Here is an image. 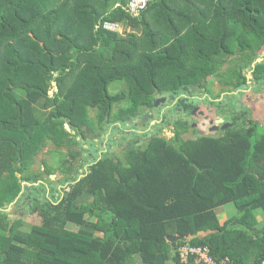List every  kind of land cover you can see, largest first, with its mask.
<instances>
[{
	"label": "trees",
	"instance_id": "1",
	"mask_svg": "<svg viewBox=\"0 0 264 264\" xmlns=\"http://www.w3.org/2000/svg\"><path fill=\"white\" fill-rule=\"evenodd\" d=\"M129 1L0 0V264H203L183 262V245L206 246L228 264H262L264 126L254 123L219 136L146 135L125 162L103 158L58 210L19 231L33 210L32 156L45 141L65 142L63 124L98 106L118 131L158 108L156 92L178 97L211 77L226 82L260 58L264 0H149L137 15ZM102 22L135 30L112 33ZM224 29L247 31L225 39ZM253 74L264 80V60ZM14 203L23 207L11 220L5 209ZM229 204L237 215L221 226L217 209ZM201 231L211 233L167 240Z\"/></svg>",
	"mask_w": 264,
	"mask_h": 264
},
{
	"label": "flooded vegetation",
	"instance_id": "2",
	"mask_svg": "<svg viewBox=\"0 0 264 264\" xmlns=\"http://www.w3.org/2000/svg\"><path fill=\"white\" fill-rule=\"evenodd\" d=\"M246 31L224 29L223 36L230 39L226 36ZM234 39L239 40L240 37ZM261 51L259 59L263 61L264 47ZM234 56L238 57V53ZM231 60L232 56H229L228 61ZM258 60L241 77L230 78L226 82L221 78H209L190 88H183L184 93L173 97L171 104H168L170 97H166L168 101L158 108H143L141 116L129 120L118 131L114 123L109 122L108 115L104 122L101 121L104 107L100 109L98 106L89 107L85 118L80 115L72 126L59 123L64 125L63 129L69 136L65 142L45 141L32 156L29 165L31 180L27 185L31 196L28 206L30 209L33 207L32 212L36 215L45 210H58L67 194L72 192V187L88 176L99 161L111 158L125 162L127 149L142 148L146 135L151 138L157 134L168 140L178 136L191 139L196 135L219 136L234 126L248 129L256 125L263 127L264 80L260 79V75L253 74ZM232 83H243V86L234 90ZM155 95L156 100L163 98L157 96V92ZM221 119L223 122H219ZM60 128L58 125L57 129Z\"/></svg>",
	"mask_w": 264,
	"mask_h": 264
},
{
	"label": "built area",
	"instance_id": "3",
	"mask_svg": "<svg viewBox=\"0 0 264 264\" xmlns=\"http://www.w3.org/2000/svg\"><path fill=\"white\" fill-rule=\"evenodd\" d=\"M148 1L149 0H130L127 9H129L132 14L137 15L138 12L147 8ZM98 29L119 34H122L120 31L123 29L126 31V27L124 25L114 22H102L99 24ZM178 252L183 262L188 261L190 257H196L203 264H228L229 262L228 259L223 261L216 260L211 255L210 249L206 246L196 247L183 245L179 248ZM262 264H264V260Z\"/></svg>",
	"mask_w": 264,
	"mask_h": 264
},
{
	"label": "rangeland",
	"instance_id": "4",
	"mask_svg": "<svg viewBox=\"0 0 264 264\" xmlns=\"http://www.w3.org/2000/svg\"><path fill=\"white\" fill-rule=\"evenodd\" d=\"M132 30H135V29L132 27L126 28V31H124V29H123L120 31V33L125 35V32H130ZM211 79H213V77H211ZM51 95H53V90H51ZM127 129H130V127ZM211 134H214V133H211ZM195 137H198V135H196ZM227 206L228 207L226 208V211L225 210L224 211L219 210V212H218L220 214V217L222 218L221 219L222 222L225 220V218L227 219L223 222V225L226 224L228 219L235 217L237 215L236 206H234L233 204H229ZM22 207H23V203H22V205H20V207H16V205L14 203V204L10 205L8 208H6L5 212L9 213L8 216L11 220H14V219L20 217L19 216V209H21ZM24 212H25V210H24ZM224 212H226V216H225ZM231 212H233V213H231ZM222 213H223V215H222ZM10 215H12V216H10ZM17 224H18L19 231H21L23 233H28L29 231H31L33 229L34 226L38 227L41 224V218H40V215H36V214H34V212H28V213L23 215L22 220L19 221Z\"/></svg>",
	"mask_w": 264,
	"mask_h": 264
},
{
	"label": "water",
	"instance_id": "5",
	"mask_svg": "<svg viewBox=\"0 0 264 264\" xmlns=\"http://www.w3.org/2000/svg\"><path fill=\"white\" fill-rule=\"evenodd\" d=\"M261 61H262V59L258 60V62H261ZM170 99L173 100L174 98L170 97ZM166 101H167V98H165V97L159 98L155 103V107H159L161 104H164ZM219 122H223V120L221 119ZM130 124H132V121L130 122ZM132 149H134V147H132ZM10 216H12V215H10ZM209 233H211V231H209V232L201 231L200 233H198L196 235L187 234L186 236H180L177 234L168 235L167 240L169 243H172V244L178 243V242L190 243L194 239H202L203 237L207 236Z\"/></svg>",
	"mask_w": 264,
	"mask_h": 264
},
{
	"label": "crops",
	"instance_id": "6",
	"mask_svg": "<svg viewBox=\"0 0 264 264\" xmlns=\"http://www.w3.org/2000/svg\"><path fill=\"white\" fill-rule=\"evenodd\" d=\"M177 5H179V4H177ZM188 5H191L190 3H188ZM192 9H193V13H194V15H200V12H199V10L198 9H196L195 7H192ZM209 10H210V8H209ZM164 12V11H163ZM208 15H210V13H208ZM228 206H224V207H221V208H218L217 209V214H218V217H219V220H220V224H221V226L223 225V222L225 221V220H227L226 218H225V220L222 222L221 221V217H220V214L218 213L219 212V210H221V211H226V208H227ZM225 213V216H226V212H224ZM231 213H233V212H231ZM222 215H223V213H222ZM257 220H258V223H259V226H258V229H261L263 226H264V216H263V214L262 213H258L257 212Z\"/></svg>",
	"mask_w": 264,
	"mask_h": 264
}]
</instances>
